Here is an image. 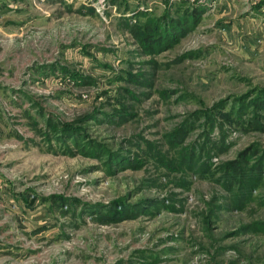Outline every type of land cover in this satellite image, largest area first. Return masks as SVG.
I'll list each match as a JSON object with an SVG mask.
<instances>
[{"label":"rangeland","instance_id":"374dc122","mask_svg":"<svg viewBox=\"0 0 264 264\" xmlns=\"http://www.w3.org/2000/svg\"><path fill=\"white\" fill-rule=\"evenodd\" d=\"M0 264H264V0H0Z\"/></svg>","mask_w":264,"mask_h":264},{"label":"trees","instance_id":"16d2710c","mask_svg":"<svg viewBox=\"0 0 264 264\" xmlns=\"http://www.w3.org/2000/svg\"><path fill=\"white\" fill-rule=\"evenodd\" d=\"M146 42H149V40L148 39L144 40V43H146Z\"/></svg>","mask_w":264,"mask_h":264}]
</instances>
